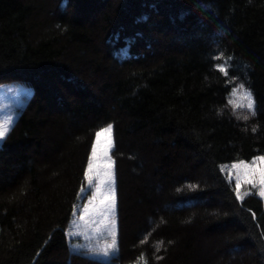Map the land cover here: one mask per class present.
I'll return each instance as SVG.
<instances>
[{"label": "trees", "instance_id": "obj_1", "mask_svg": "<svg viewBox=\"0 0 264 264\" xmlns=\"http://www.w3.org/2000/svg\"><path fill=\"white\" fill-rule=\"evenodd\" d=\"M9 78L33 93L0 145V264H264L263 202L222 171L264 156V0H0ZM108 124L110 262L66 234Z\"/></svg>", "mask_w": 264, "mask_h": 264}, {"label": "rangeland", "instance_id": "obj_2", "mask_svg": "<svg viewBox=\"0 0 264 264\" xmlns=\"http://www.w3.org/2000/svg\"><path fill=\"white\" fill-rule=\"evenodd\" d=\"M111 1V0H109ZM101 3V2H100ZM92 6V11L101 14V12L106 10V6L102 5L103 3ZM80 6V2L77 1L74 4V9ZM76 7V8H75ZM91 12V13H93ZM90 13V14H91ZM88 55V54H87ZM240 85L238 83L234 84V89ZM24 90H30V94L25 95ZM244 89H239V93H232V100L234 104L241 105L246 107L248 101L243 96ZM33 93L32 83L28 80L24 79H15L9 78L0 81V126L7 129V134L12 128V122L16 121L17 116L20 110L26 105L27 101L30 99ZM7 121V123H6ZM113 142V129L111 133V137L107 134H104L100 137L99 141L94 139V143L97 146V155L93 159L94 167L92 169L93 175V186L92 193L95 194V199L92 196H89L88 199H83L84 193H80L79 202L75 208L73 217L69 224L67 225L66 234L67 240L69 244V249L71 251V246L73 243L79 244L86 247L91 246H103L105 243L111 242V236H107V239L100 236L99 244H97V238L101 232H104L106 227H113L117 239V210H116V183H115V209L110 215L106 213L104 210L106 205L101 203V197L106 196L108 194V188L106 183H102V181H106L108 177L105 173L108 170V156L112 159V149L110 148L107 156L105 155V149L108 148L109 140ZM93 143V144H94ZM91 155V153H90ZM257 157L253 158L251 161L245 163L251 164L253 160ZM240 162H235L238 164ZM259 163V162H258ZM231 164H227L222 166V171L227 178V180L233 185L235 192L239 191L240 195L244 198L249 194L257 195L263 202L264 206V197H261L259 193V181L256 177H249L253 181V183H249L248 180L245 179L247 174V169L244 168H233ZM88 165V163H87ZM258 166V165H257ZM112 169L114 171V163L112 164ZM87 167L85 172L87 171ZM115 174V173H114ZM237 177L240 180V188L237 190L235 188V184L237 182ZM253 184L256 186L254 187ZM96 187L100 188V192L96 193ZM89 188V184L87 179L85 178V186L83 189L87 190ZM241 200V199H240ZM106 235V234H105ZM91 237V240H89ZM104 260V259H99ZM106 261V260H104Z\"/></svg>", "mask_w": 264, "mask_h": 264}, {"label": "snow or ice", "instance_id": "obj_3", "mask_svg": "<svg viewBox=\"0 0 264 264\" xmlns=\"http://www.w3.org/2000/svg\"><path fill=\"white\" fill-rule=\"evenodd\" d=\"M123 51H127V49H124ZM220 55H222V53H220L219 55H217L216 58H219ZM228 60H231V57H228ZM216 68L222 72H227V69L225 66L223 65H217ZM239 89H244L243 92V96L244 98L248 101L246 107L252 112L253 115H255V108H254V98L252 96V92L250 88H244V84L241 83L240 85L237 86V88L233 89V93H239ZM25 95L30 94V90H24ZM247 118V117H245ZM7 123V121H6ZM14 121L12 122L13 126H14ZM111 133H112V125L108 124L105 128H103L100 131H97L95 133V137L96 140L99 141L100 137L104 134H107L109 137H111ZM7 135V129H5L4 127L0 126V145H2L5 137ZM111 147H114V143L111 141V139L109 140V145L108 148L105 149V155L107 156L108 151L110 150ZM97 155V146L94 143L92 148H91V155L89 157L88 160V165H87V171L85 172V178L88 181L89 184V188L87 190L85 189H81V192L84 193L83 195V199H88L89 196H92L93 199H95V194L92 193V186H93V175L92 173V169L94 167L93 164V159L96 157ZM108 170L105 173V175L108 177V179L106 181H102V183H106L107 184V188H108V194L106 196H102L101 197V203L106 205L105 208V212L108 213L109 215L114 212L115 209V174L114 171L112 169V164L114 163V161L111 160V157L108 156ZM259 162V163H258ZM258 165V166H257ZM233 168H244L247 169V174L245 176V179L248 180L249 183H253V181L251 179H249V177H256L259 181V195L261 197H264V156H258L255 160L252 161L251 164L245 163L243 161H241L238 164H233L232 165ZM240 180L239 177H237V182L235 184V188L238 190L240 188ZM253 186L255 187L256 185L253 184ZM189 188H193L196 187L194 185H188ZM100 192V188L96 187V193ZM236 196L238 199H243V197L240 195L239 191H237ZM106 234V235H105ZM102 236L105 239H107V236H111V242L110 243H105L103 246H91V247H84L82 245L79 244H75L73 243V245L71 246V251L73 252V254L75 255H80L86 259L89 260H99V259H104L107 261H111L112 259L117 257L118 254V242L116 239V235H115V231L114 228L109 226L106 227L104 232H101L97 238V244H99V237ZM89 240H91V237H89ZM160 245L163 244V241L159 242ZM160 248L159 246H157L156 251H159ZM140 259H143V257H141ZM162 259V257H161Z\"/></svg>", "mask_w": 264, "mask_h": 264}]
</instances>
